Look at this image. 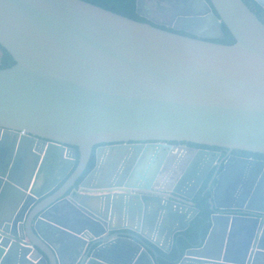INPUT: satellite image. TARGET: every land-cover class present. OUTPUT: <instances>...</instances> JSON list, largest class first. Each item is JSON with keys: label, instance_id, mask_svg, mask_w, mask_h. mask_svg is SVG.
<instances>
[{"label": "water", "instance_id": "1", "mask_svg": "<svg viewBox=\"0 0 264 264\" xmlns=\"http://www.w3.org/2000/svg\"><path fill=\"white\" fill-rule=\"evenodd\" d=\"M183 2L153 25L84 0H0L16 62L0 69V264H162L217 159L164 143L264 154V23L244 0ZM223 24L232 45L210 41ZM249 164L216 171L211 230L174 264L262 260L264 175L256 187ZM60 206L75 227L55 220Z\"/></svg>", "mask_w": 264, "mask_h": 264}, {"label": "trees", "instance_id": "2", "mask_svg": "<svg viewBox=\"0 0 264 264\" xmlns=\"http://www.w3.org/2000/svg\"><path fill=\"white\" fill-rule=\"evenodd\" d=\"M86 2L92 3L94 5L100 6L122 16H126L130 19L149 22L145 18L139 16L137 12V2L138 0H84ZM209 1V0H208ZM244 2L249 6V8L255 12L258 18L264 23V9L258 4L254 3L252 0H244ZM222 29L226 35V40L222 41L223 44L232 45L236 42L232 33L228 30L225 24H223ZM0 69H7L15 65V60L11 54L0 45ZM195 146L194 144H191ZM95 158L93 157L90 161L86 172L80 179L82 181L85 176L95 167ZM210 192L207 191L206 185L201 188L198 192L195 203L200 209L199 215L191 222L190 228L182 233H178L175 236L174 246L172 251L167 254L160 251V257L162 264H174L179 262L185 255L188 249L193 247H201L203 242L206 240L210 230L211 222L210 218L213 211L210 208Z\"/></svg>", "mask_w": 264, "mask_h": 264}, {"label": "flooded vegetation", "instance_id": "3", "mask_svg": "<svg viewBox=\"0 0 264 264\" xmlns=\"http://www.w3.org/2000/svg\"><path fill=\"white\" fill-rule=\"evenodd\" d=\"M148 1H150V2L152 1L153 3H155L156 6H155V8H153L150 5L146 4V0H143L141 13L144 16H141V17L145 18L146 20H148L152 24L153 23H159L161 25L164 22H169L176 14L180 13L181 11H186V6H185L183 0H148ZM153 25H155V24H153ZM158 27L172 31V32H176L178 34L185 35L188 37H196L193 34H190V33L184 32V31H175V30H173L169 27H166V26H158ZM217 35L220 36V34H218V33H217ZM225 40H226V35L221 39L210 40V41L223 44L222 41H225ZM144 144L149 145L150 142H147ZM164 144L172 147V149L190 147V148H194L196 150L208 151V152H211V154H212L210 156L211 161H215V159L217 158L216 161L214 162V167L212 169L211 174L209 175V177L206 179V181L202 185V187L206 185L207 191L210 192L211 196H212V191L209 190V187H208L210 180L212 179V177L214 176L216 171H218V175L221 172L225 171L226 165L229 163H232V162L234 163V162H237L240 160L249 161L250 164L246 168L247 177L250 180L251 179L256 180V178H257L256 187L261 182V179L264 175V154L252 153V152L241 151V150H232L231 151L228 149H223V148H218V147H207V146L195 145V144H194L195 146H193V145H191L192 143L187 144V143L170 142V143H164ZM96 149H97V147H96ZM93 157L95 158V162H96L95 151L93 153L92 158ZM151 160H152V157H151ZM149 164H150V162H149ZM257 164L260 167H258ZM126 166H127V164L125 163L123 165V168H125ZM147 168H148V166H147ZM239 172L242 173L241 169H239ZM146 174H149V172H147ZM80 182L81 181L79 180L78 184ZM215 185H216V183H215ZM259 186H260V184H259ZM261 192L262 193L264 192V183L262 184ZM194 203H195V201H194ZM214 213H215V211H213V214ZM256 216H259V214H254V217H256ZM258 264H263V263L259 261Z\"/></svg>", "mask_w": 264, "mask_h": 264}, {"label": "crops", "instance_id": "4", "mask_svg": "<svg viewBox=\"0 0 264 264\" xmlns=\"http://www.w3.org/2000/svg\"><path fill=\"white\" fill-rule=\"evenodd\" d=\"M54 218L58 223H62L65 226L75 227V213L70 210L68 206H60L58 211L54 212ZM62 228V227H61ZM63 230H66L62 228ZM68 231V230H66ZM68 234V233H65ZM57 243L60 245V249L64 250L66 253L71 252L74 248V241L71 240L69 236L64 234L57 235ZM161 250H158L160 252ZM264 264V256H262V260H260Z\"/></svg>", "mask_w": 264, "mask_h": 264}, {"label": "rangeland", "instance_id": "5", "mask_svg": "<svg viewBox=\"0 0 264 264\" xmlns=\"http://www.w3.org/2000/svg\"><path fill=\"white\" fill-rule=\"evenodd\" d=\"M146 4L150 5L153 8H155V6H156L155 3H153L152 1L150 2L148 0H146ZM0 57H1V53H0Z\"/></svg>", "mask_w": 264, "mask_h": 264}, {"label": "built area", "instance_id": "6", "mask_svg": "<svg viewBox=\"0 0 264 264\" xmlns=\"http://www.w3.org/2000/svg\"><path fill=\"white\" fill-rule=\"evenodd\" d=\"M168 195H172V194H168Z\"/></svg>", "mask_w": 264, "mask_h": 264}]
</instances>
